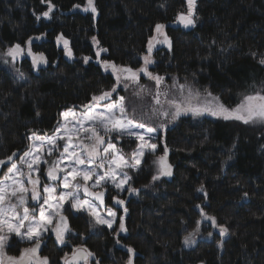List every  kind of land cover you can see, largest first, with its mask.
<instances>
[{
	"label": "trees",
	"instance_id": "1",
	"mask_svg": "<svg viewBox=\"0 0 264 264\" xmlns=\"http://www.w3.org/2000/svg\"><path fill=\"white\" fill-rule=\"evenodd\" d=\"M186 9V0H0V161L30 135L55 131L64 111L111 91V64L138 69L148 57L151 75L209 90L228 106L264 95V0H198V25L189 30L176 26ZM160 24L172 46L150 54ZM60 35L72 60L56 43ZM15 45L30 48L13 69L7 50ZM119 91L131 109V88ZM158 145L130 170L120 196L126 234L67 211L71 231L63 245L49 243V264H63L78 245L92 254L89 264H264V126L182 116ZM167 150L164 173L156 158Z\"/></svg>",
	"mask_w": 264,
	"mask_h": 264
},
{
	"label": "rangeland",
	"instance_id": "2",
	"mask_svg": "<svg viewBox=\"0 0 264 264\" xmlns=\"http://www.w3.org/2000/svg\"><path fill=\"white\" fill-rule=\"evenodd\" d=\"M186 1L187 9L178 16L176 26L189 30L198 25V0ZM79 10L88 12L89 4ZM43 16L49 18V14ZM156 40L158 46L171 48L165 25L156 27L150 44ZM56 43L67 59L74 58L69 40L60 35ZM95 44L98 46L97 41ZM29 48L15 45L7 50L13 69L28 57ZM102 52L98 48L99 57ZM147 61L142 68L149 73ZM142 68L118 66L113 70L117 82L111 91L96 96L90 106L64 111L55 131L30 135V146L19 158L5 166L0 163V264H16L8 253L13 237L24 243L13 249L30 250L47 237L54 245H63L71 231L67 211L86 213L95 224L126 234L120 196L130 187V170L139 169L147 153L157 152L159 135L180 117L239 118L264 126L261 92L228 106L209 90L191 83L168 82L153 74L144 84ZM129 88L135 99L131 109L119 93ZM162 158L156 159L163 170ZM50 169L59 172L57 180L48 179ZM109 197L111 204L107 203ZM200 235L193 234L192 241ZM80 247L75 246L73 252ZM42 264H49L48 259L43 258Z\"/></svg>",
	"mask_w": 264,
	"mask_h": 264
},
{
	"label": "water",
	"instance_id": "3",
	"mask_svg": "<svg viewBox=\"0 0 264 264\" xmlns=\"http://www.w3.org/2000/svg\"><path fill=\"white\" fill-rule=\"evenodd\" d=\"M158 40H156L155 42H153L150 47H149V53H154V51L156 50L157 46H158ZM34 59L37 61L38 64H43L44 60L41 56H33ZM112 69H116V66L114 64L110 65ZM142 74H145L147 77L151 76V73H148L146 68H142L141 69ZM92 105L89 104L88 106ZM30 146V143L27 144V146L24 149H21L20 151L16 152L12 157H10L9 159L5 160V161H0L1 164H10L12 163L15 159L19 158ZM169 150H167L166 155L162 158V164L164 167V173H168L171 170V165L169 163ZM48 179L51 180H57L60 176L59 172L55 169H50L47 173ZM32 257V256H31ZM30 257V258H31ZM28 260V258H27ZM26 261H24L23 264H26ZM91 260V256H90V252L84 248V247H80L78 249H76L74 252H72L70 255H68L65 260H64V264H89ZM129 264H133V259H131ZM203 264V263H200Z\"/></svg>",
	"mask_w": 264,
	"mask_h": 264
},
{
	"label": "flooded vegetation",
	"instance_id": "4",
	"mask_svg": "<svg viewBox=\"0 0 264 264\" xmlns=\"http://www.w3.org/2000/svg\"><path fill=\"white\" fill-rule=\"evenodd\" d=\"M5 166L6 164H2ZM47 237L43 241H40L39 244H35V246L32 249L28 248H21L17 247L15 249H11L12 246H15V244L9 245L8 253L14 258L13 262L16 264H23L24 261L27 260L26 264H42V259H47V254L45 249L49 246L50 238ZM32 256V257H31ZM31 257V258H30Z\"/></svg>",
	"mask_w": 264,
	"mask_h": 264
}]
</instances>
